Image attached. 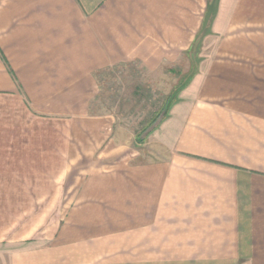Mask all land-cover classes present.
<instances>
[{"label": "crops", "instance_id": "0c3cea01", "mask_svg": "<svg viewBox=\"0 0 264 264\" xmlns=\"http://www.w3.org/2000/svg\"><path fill=\"white\" fill-rule=\"evenodd\" d=\"M208 1L0 0V133L43 128L0 143L12 174L57 177L66 208L9 264H264V0H218L197 70L145 147L89 113L106 67L185 55L189 69Z\"/></svg>", "mask_w": 264, "mask_h": 264}, {"label": "rangeland", "instance_id": "374dc122", "mask_svg": "<svg viewBox=\"0 0 264 264\" xmlns=\"http://www.w3.org/2000/svg\"><path fill=\"white\" fill-rule=\"evenodd\" d=\"M206 31L204 25L201 30L199 29L191 50L199 49L197 51H200L201 41L207 34ZM209 49L210 46L206 45V51ZM198 52L194 56L197 60ZM188 56L191 58V54ZM180 59L181 63L177 65L172 67L163 65L155 70H148L136 61L100 70L97 72L96 79L98 91L90 101L89 113L111 115L114 118L118 141L131 140L132 150L145 147L147 142L153 141L149 137L153 136L154 129L142 141L138 139V135L152 118L157 116L156 114L169 93L181 83V80H184L192 69L191 62L188 69L185 55H182ZM41 130H43L41 126L33 127L27 121L23 126L3 129L4 132L0 133V136L2 134L16 136L26 141L29 136L43 133ZM50 135L55 137L57 132L51 129ZM10 146L9 139L6 143H0V264H9V254L14 249L29 243L46 242V236L56 230L66 210L61 206L59 208L57 199V195L60 194L57 192L59 183L53 182L57 180V177H50L52 182L48 186L55 187L56 191L47 192V185L40 182L43 176L27 177L12 174L16 170H13L15 164L20 162L9 158ZM5 147L8 151L2 152L1 148ZM50 162L52 167L60 165L57 160ZM37 164L38 161H31L30 167L36 170ZM46 195L51 196V207L46 206L50 202L41 200Z\"/></svg>", "mask_w": 264, "mask_h": 264}, {"label": "water", "instance_id": "95a60500", "mask_svg": "<svg viewBox=\"0 0 264 264\" xmlns=\"http://www.w3.org/2000/svg\"><path fill=\"white\" fill-rule=\"evenodd\" d=\"M194 45V44H193ZM193 47V46H192ZM195 51L192 49L189 54H191V60H192V69L189 72V74L184 78V80L181 81L179 85H177L170 93L169 97L167 98L166 102L164 103L162 109L158 113V115L154 118L153 121H151L143 130L142 132L138 135V139L142 140L146 137V135L153 130L158 124L166 117L170 107L172 104L175 102L176 96L178 95L179 91L185 87L194 73L197 70V62L198 60L194 57L195 56Z\"/></svg>", "mask_w": 264, "mask_h": 264}, {"label": "trees", "instance_id": "16d2710c", "mask_svg": "<svg viewBox=\"0 0 264 264\" xmlns=\"http://www.w3.org/2000/svg\"><path fill=\"white\" fill-rule=\"evenodd\" d=\"M217 4H218V0H209L208 1V3H207V9H206V11H205V14H204V18H203V21H202V24H201V27H200V30H201V28L203 27V25L206 27V33H209L210 32V25H211V22H212V20H213V18H214V16H215V13H216V8H217ZM197 36H198V33L196 34V37H195V39H194V42L192 43V45L190 46V48H189V52L191 51V48H192V46H193V44L195 43V41H196V38H197ZM197 50H199V49H196V51H195V55L197 54ZM182 81V80H181ZM180 81V82H181ZM171 93V92H170ZM170 93H169V95H170ZM169 95L167 96V98L169 97ZM167 98H166V100H167ZM177 99H178V97L176 96V99H175V101H177ZM166 100L163 102V104H162V106H161V108L159 109V111H158V113L160 112V110L162 109V107H163V105H164V103L166 102ZM158 113L156 114V115H158ZM154 118L155 117H153L152 118V120L151 121H153L154 120ZM150 121V122H151ZM149 122V123H150ZM148 123V124H149ZM147 124V125H148ZM146 125V126H147ZM145 126V127H146ZM144 127V128H145ZM143 128V129H144ZM142 129V130H143ZM143 140V139H142ZM142 140H140V141H142Z\"/></svg>", "mask_w": 264, "mask_h": 264}]
</instances>
